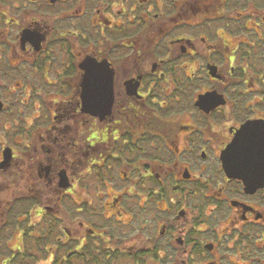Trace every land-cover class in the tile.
<instances>
[{
    "label": "flooded vegetation",
    "instance_id": "af4514ba",
    "mask_svg": "<svg viewBox=\"0 0 264 264\" xmlns=\"http://www.w3.org/2000/svg\"><path fill=\"white\" fill-rule=\"evenodd\" d=\"M0 264H264V0H0Z\"/></svg>",
    "mask_w": 264,
    "mask_h": 264
}]
</instances>
